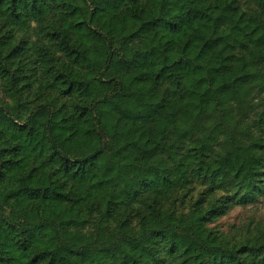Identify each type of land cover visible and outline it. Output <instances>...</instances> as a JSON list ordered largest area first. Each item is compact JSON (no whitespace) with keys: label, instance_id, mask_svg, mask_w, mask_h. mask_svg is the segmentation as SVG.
I'll return each mask as SVG.
<instances>
[{"label":"trees","instance_id":"obj_1","mask_svg":"<svg viewBox=\"0 0 264 264\" xmlns=\"http://www.w3.org/2000/svg\"><path fill=\"white\" fill-rule=\"evenodd\" d=\"M264 0H0V264H264Z\"/></svg>","mask_w":264,"mask_h":264},{"label":"rangeland","instance_id":"obj_2","mask_svg":"<svg viewBox=\"0 0 264 264\" xmlns=\"http://www.w3.org/2000/svg\"><path fill=\"white\" fill-rule=\"evenodd\" d=\"M264 81V77L262 76H255L254 82L255 83H261ZM262 215L264 214V202H261L260 204L256 206L248 205L247 207H236L227 217L223 218L222 221L224 223L227 222H233V221H240L242 219H245L249 215Z\"/></svg>","mask_w":264,"mask_h":264}]
</instances>
